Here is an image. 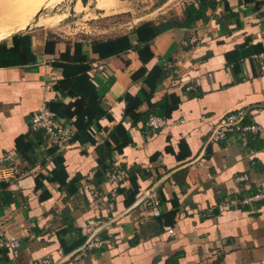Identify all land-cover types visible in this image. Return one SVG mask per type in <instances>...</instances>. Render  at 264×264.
<instances>
[{"label":"crops","instance_id":"1","mask_svg":"<svg viewBox=\"0 0 264 264\" xmlns=\"http://www.w3.org/2000/svg\"><path fill=\"white\" fill-rule=\"evenodd\" d=\"M198 1L118 34L58 28L59 20L0 30V157L12 158L0 223L27 227L17 257L0 249V264H264V198L219 206L264 190V130L208 138L229 112L264 127V1L213 0L182 25ZM145 22L160 30L147 62L133 48L112 52L115 37L130 34L136 44L131 34ZM149 72L164 76L147 97ZM162 102L175 106L167 116L154 106ZM45 108L58 125L79 128L64 149L31 128ZM150 115L165 124L150 128ZM111 164L128 178L107 182ZM147 193L159 199L158 214ZM106 200L114 204L100 233L107 243L84 249L86 219L106 215Z\"/></svg>","mask_w":264,"mask_h":264},{"label":"built area","instance_id":"2","mask_svg":"<svg viewBox=\"0 0 264 264\" xmlns=\"http://www.w3.org/2000/svg\"><path fill=\"white\" fill-rule=\"evenodd\" d=\"M264 1V0H257ZM147 126L152 129H158L165 124L163 117L150 115L146 122ZM31 128L34 131H41L43 139L49 144L55 146L57 149L66 148L72 139L79 132V128L76 125L61 126L54 121V113L48 109H41L34 112L31 118ZM232 130H237L241 133L249 131L264 130V127L257 124H243V115L241 113L229 112L219 117L214 123L210 125L209 140L211 142H219L225 139L227 133ZM12 158L10 155H3L0 157V182L6 179L7 175L3 172L5 163ZM26 172L18 171L17 175H23ZM105 178L107 182L120 184L128 178V173L125 169L121 168L117 164H111L105 172ZM237 180L246 179L245 176H238ZM87 189L90 195L94 198L97 196V190L91 183L87 184ZM114 190L112 191V193ZM151 198L149 205L151 211L156 214L159 213V199L149 193L146 194ZM264 198V190H260L257 193L246 196L241 199L230 198L220 203V208L236 207L239 204H249L254 200ZM114 204L111 200H106L104 203V211L106 215L102 217H90L86 219V233L87 239L84 243V249L101 248L107 240L100 236V233L109 229L113 217L109 216V213H113ZM27 234V227L25 225L12 224L5 225L0 223V249L7 250L13 258H16L20 248L21 238ZM29 264H49L47 257L39 258L31 261Z\"/></svg>","mask_w":264,"mask_h":264},{"label":"rangeland","instance_id":"3","mask_svg":"<svg viewBox=\"0 0 264 264\" xmlns=\"http://www.w3.org/2000/svg\"><path fill=\"white\" fill-rule=\"evenodd\" d=\"M187 1L190 0H7L0 3V8H18L11 13L0 10V30H21L34 23L53 25L59 20L58 28L118 34L143 21L169 18ZM24 19L20 26L16 25Z\"/></svg>","mask_w":264,"mask_h":264},{"label":"trees","instance_id":"4","mask_svg":"<svg viewBox=\"0 0 264 264\" xmlns=\"http://www.w3.org/2000/svg\"><path fill=\"white\" fill-rule=\"evenodd\" d=\"M205 3H208V5H210L211 7L214 5L213 0H199L198 1V7H195L193 4L188 5L187 9L185 11L186 19L182 23V25L187 26V25H189V23L191 21H193L197 18H201L202 17V10L205 7ZM159 31L160 30L157 29V27L150 22L142 23L138 27H136L131 34V36L134 38V40H136V42H137L136 44L135 43L133 44L131 42L130 34L121 35V36L115 37L113 39L112 42L114 44V47H113L112 52H121V51L127 50L129 48H133L137 51L140 60L142 62H147L152 57V52L150 51L149 42L151 41V39L153 37H155L159 33ZM97 43L98 42L93 41V44H92L93 49H97ZM115 49H116V51H115ZM163 76H164V74H161L160 76L155 78V77H153L152 73L149 72L147 74L145 80L150 82V80L153 79V81H155V84L153 87H151V91L147 95V97L151 96L154 89H156V87L159 85ZM154 106L163 109V113L165 114V116H167V113H170V110H172L175 107L173 105H169L166 102H162V103H159V104L154 105ZM48 107L52 110V108H51L52 106H50V103L48 104ZM116 148H118V147H116ZM23 153H24V151H23ZM110 163H111V161L109 162V164ZM105 169H106V167H105ZM98 175L101 177L103 175V171L99 172ZM171 214H172V212L169 211V212L164 213L163 216L171 217ZM169 222L172 223L171 218H170Z\"/></svg>","mask_w":264,"mask_h":264},{"label":"bare ground","instance_id":"5","mask_svg":"<svg viewBox=\"0 0 264 264\" xmlns=\"http://www.w3.org/2000/svg\"><path fill=\"white\" fill-rule=\"evenodd\" d=\"M6 1L7 0H1L0 3H3V2L6 3ZM17 8H18V5L16 7L15 6L9 7V6L4 5L3 7L0 8V10H1V13H11V12H14Z\"/></svg>","mask_w":264,"mask_h":264}]
</instances>
